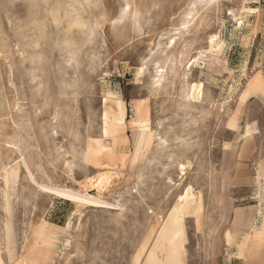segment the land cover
I'll list each match as a JSON object with an SVG mask.
<instances>
[{"label": "rangeland", "instance_id": "374dc122", "mask_svg": "<svg viewBox=\"0 0 264 264\" xmlns=\"http://www.w3.org/2000/svg\"><path fill=\"white\" fill-rule=\"evenodd\" d=\"M257 74L264 0H0L1 264H222L219 190L264 154ZM254 177L237 203L264 211Z\"/></svg>", "mask_w": 264, "mask_h": 264}, {"label": "crops", "instance_id": "0c3cea01", "mask_svg": "<svg viewBox=\"0 0 264 264\" xmlns=\"http://www.w3.org/2000/svg\"><path fill=\"white\" fill-rule=\"evenodd\" d=\"M262 76L257 74L248 88L242 93L241 99L245 100L250 92L258 90L264 82ZM231 125H234L232 120ZM259 146L255 142L249 141L241 155L236 156L233 173H236L230 183L220 188V199L218 205L222 208V216L227 222L226 228L221 232V248L226 247L229 258L223 257L222 264H233V260L239 259L241 264H264V211H260L256 206H241L237 203L238 193L236 189L242 186H251L256 178H264V154L259 155ZM253 164H257V171L254 172ZM246 164L247 168L243 165ZM240 167V168H239ZM243 169V170H240ZM245 170H247L245 174ZM252 172V174H251ZM242 175L239 179L236 176ZM252 181H251V178ZM252 185V186H253ZM230 234L231 245L227 243V234Z\"/></svg>", "mask_w": 264, "mask_h": 264}, {"label": "bare ground", "instance_id": "6f19581e", "mask_svg": "<svg viewBox=\"0 0 264 264\" xmlns=\"http://www.w3.org/2000/svg\"><path fill=\"white\" fill-rule=\"evenodd\" d=\"M112 104V103H111ZM115 104V103H114ZM120 105V104H119ZM118 105V106H119ZM120 108V107H119ZM116 111V110H115ZM121 116H119L120 118ZM138 117V116H137ZM121 120V119H120ZM123 120V119H122ZM125 122V121H124ZM138 125V123H136ZM149 125V124H148ZM142 126V129L145 130L143 128L144 125L140 124V126L138 127H141ZM148 128V126H147ZM141 129V128H140ZM144 133V132H143ZM147 133V132H146ZM151 138H152V135H151ZM150 146V145H149ZM101 157V156H100ZM106 159V158H104ZM108 178V177H107ZM103 177L101 179H99L100 181L98 182V190H100L102 187H103V182L105 181H102ZM105 183V182H104ZM95 185V184H94ZM42 188L49 192L50 194L54 195L55 197H58L60 199H64V200H67V201H72V202H75V203H79V204H84V205H89V206H93V207H102V208H109V206L102 202L101 198H96V197H90L88 194L87 195H80V194H76L75 192H72V191H69V190H66V189H52L51 188H48V187H43ZM189 193H186L185 194V198L187 200V202L189 201V199H191L188 195ZM111 208V207H110ZM174 217V216H173ZM171 223V222H170ZM164 230V229H163ZM166 231V230H165ZM163 232V231H162ZM165 233V232H164ZM183 243V242H182ZM155 244V243H154ZM177 247V246H176ZM180 248V247H179ZM150 253V252H149ZM152 253V252H151ZM154 253V252H153ZM183 254V253H182ZM151 255V254H150ZM148 256V255H147ZM140 257V256H139ZM147 258V257H146ZM157 259V258H156ZM180 259V258H179ZM151 260V259H150ZM144 261V260H143ZM179 261V260H178ZM184 263V262H183ZM0 264H1V260H0ZM166 264V262H165Z\"/></svg>", "mask_w": 264, "mask_h": 264}]
</instances>
